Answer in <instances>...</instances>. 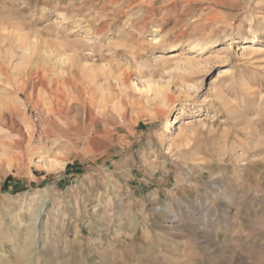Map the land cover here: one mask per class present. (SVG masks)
<instances>
[{
  "label": "rangeland",
  "instance_id": "374dc122",
  "mask_svg": "<svg viewBox=\"0 0 264 264\" xmlns=\"http://www.w3.org/2000/svg\"><path fill=\"white\" fill-rule=\"evenodd\" d=\"M0 64V264H264V0H0Z\"/></svg>",
  "mask_w": 264,
  "mask_h": 264
},
{
  "label": "bare ground",
  "instance_id": "6f19581e",
  "mask_svg": "<svg viewBox=\"0 0 264 264\" xmlns=\"http://www.w3.org/2000/svg\"><path fill=\"white\" fill-rule=\"evenodd\" d=\"M97 33V32H96ZM75 57V56H74ZM84 63V62H83ZM77 64V63H76ZM91 66V65H90ZM0 69H1V73H6V66L4 65V64H0ZM92 70V69H91ZM85 71V70H84ZM98 73V72H97ZM96 73H95V71H91V72H87L86 73V75H85V78H86V85L87 86H85L84 87V91L86 92V94L89 92V90H90V88H91V81H89V78H91V77H93L94 75H95ZM21 76V75H20ZM20 81H22V79H19L18 80V82H20ZM68 82V81H67ZM67 82H63V84H68ZM101 88V87H100ZM99 87H96V89H97V92L99 91L100 92V89ZM20 93V92H19ZM111 96V95H110ZM96 97V96H95ZM97 97H99L98 99H100V101H101V103H105L107 100H109L108 99V95L106 94V93H104V92H100L98 95H97ZM87 100V99H86ZM116 100V99H115ZM99 101V102H100ZM101 103H98V105H100ZM95 104V103H94ZM52 109H50V111H51ZM199 120V119H198ZM188 122L187 121H183V123H182V125H181V127L183 126L184 127V124H187ZM0 143L1 144H3V145H6V149L8 148V151H10V150H13V145L11 144V145H7L6 143H4L3 141H0ZM7 158L8 159H13L9 154H7ZM16 158V157H15ZM8 161V160H7ZM13 161V160H12Z\"/></svg>",
  "mask_w": 264,
  "mask_h": 264
},
{
  "label": "crops",
  "instance_id": "0c3cea01",
  "mask_svg": "<svg viewBox=\"0 0 264 264\" xmlns=\"http://www.w3.org/2000/svg\"><path fill=\"white\" fill-rule=\"evenodd\" d=\"M179 186H182V188H184V186L183 185H179V184H177L176 186H174L175 188H177V187H179Z\"/></svg>",
  "mask_w": 264,
  "mask_h": 264
}]
</instances>
